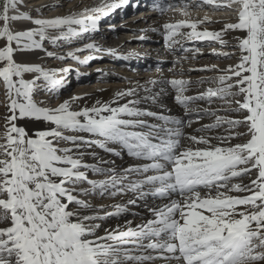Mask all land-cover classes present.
Masks as SVG:
<instances>
[{
	"label": "snow or ice",
	"instance_id": "snow-or-ice-1",
	"mask_svg": "<svg viewBox=\"0 0 264 264\" xmlns=\"http://www.w3.org/2000/svg\"><path fill=\"white\" fill-rule=\"evenodd\" d=\"M128 4L99 0L46 16L63 4L0 0V264H264V0H154L174 54L170 78L157 67L158 79L130 81L90 104L79 95L55 105L38 98L59 94L74 69L22 54L81 65L98 55L129 60L137 54L94 40L101 19ZM196 42L231 62L185 69L205 54L190 47ZM46 43L69 50L58 55ZM193 71L211 75L193 81ZM193 85L201 87L189 95ZM170 92L195 120L141 107ZM202 114L212 122L185 131ZM96 149L136 162L117 169ZM129 193L110 211L88 199ZM147 196L162 201L147 206L150 216L100 233L99 221Z\"/></svg>",
	"mask_w": 264,
	"mask_h": 264
},
{
	"label": "bare ground",
	"instance_id": "bare-ground-1",
	"mask_svg": "<svg viewBox=\"0 0 264 264\" xmlns=\"http://www.w3.org/2000/svg\"><path fill=\"white\" fill-rule=\"evenodd\" d=\"M142 1L143 0H129L127 9L128 8L131 9L130 7L132 6V3L135 2L136 4H141ZM97 2H99V0H52L50 2H46V0H29L28 7L32 8L34 6H39V5H56V4L62 3L63 7H60V8L51 7L45 10L44 15L54 16L57 14L66 13L69 8L77 4L83 7L85 5H92L93 3H97ZM141 14H142L141 12L138 14V18H142ZM33 15H35V13H33ZM200 15H203V12H201ZM116 16L119 17L120 15L116 14ZM132 17L133 16L130 15V17H128L127 19H132ZM113 21L114 20L108 21L106 23V28L115 24L113 26L114 29H111L109 33L106 32L105 37L102 36L101 32H97L94 35V40L98 44L101 45V43H104L106 41L104 39H108L107 45L103 47L112 48V46L115 45L116 49H118L121 52L126 51V53L134 51V50H129V49L134 48L135 46H138L140 48H137L135 51L138 53L141 52L142 54L146 52L147 50L148 57L140 56V58L142 59H137L136 61L134 59L135 57L129 60H124V59H116L109 55H103V58H100V55H98L97 58L91 61L89 64L87 65L80 64L83 70L77 69L80 71H77L78 73L75 74L76 80H72V77L74 76V72L73 71L70 72L67 75V83L65 87L61 89L59 94L55 95V97H52L53 102L55 104L73 95H79L83 97V100L80 102L82 105L84 103L90 104L93 101L98 100V99L107 100L113 95V93L116 90L124 89L128 87L130 81L133 83L139 82L141 85H143L144 82L150 78L158 79L161 76V73L156 71L157 67L162 69L164 76L168 77V69L172 66L171 61L174 58V54L165 46V42L159 30V25L162 23V20L158 16V14L156 13L153 16L146 18V19L135 20L129 23L126 27L119 25L118 23L119 18L116 21L114 22ZM19 24H20V27H23L26 25V22H19ZM103 28H105V26H103ZM123 29L125 30V32L122 31ZM134 36L137 38L133 39ZM141 37H143V39H141ZM202 44H205V45H202ZM74 46H77V45H73V47ZM213 46L214 45H209L207 43H200V42H196L195 44L190 45V47L202 48L205 54L203 56L197 57L196 59L190 62H185L184 63L185 69L189 67L200 68L201 66L205 64H210V63H218L221 65H226L227 63L231 62V61L223 60V59L217 60L215 57L209 55L211 51V47ZM45 48L48 51L56 52L58 55L63 54L69 50V46L67 45L56 48L47 43L45 44ZM87 54H88L87 52H84V53H80L79 55L81 56V58H83V56ZM22 58L25 60L31 61V62L41 63L47 67H56V68L70 66L74 62L71 59L58 60L54 58H49L45 55L43 51H34V52L24 53L22 54ZM150 58L154 60H151ZM156 60H164V61L161 62V61H156ZM55 61L63 62V65H60V66L54 65L53 62ZM134 63H137V64H134ZM91 66L94 71L99 73L98 77H96V75H92L88 73L89 70L90 71L92 70L90 68ZM133 67L134 68L136 67L137 70L140 72V75L142 76L137 78L136 72L138 71L137 70H135L136 72L131 71ZM110 68H114L113 70L115 73L113 72V70H109ZM98 69L100 71H97ZM120 71L123 72V75H117V73ZM102 72H107V74L106 75L102 74ZM187 75L190 76L193 81H195L202 76L211 75V74L199 72V71H193L191 73H188ZM89 77L96 78V82L91 86L89 85V83H87V81H85ZM72 86H75V89L73 91H71L70 89ZM197 86L198 85H193L192 89L190 90L188 94L195 95L197 92L196 91ZM161 87H163L162 84L156 85L154 91L158 92ZM204 87H207V85H205ZM141 95H143V91H141ZM39 98L48 99V97H45V96H41ZM161 104L164 105L163 108L160 107ZM141 107H147L151 111L163 113L165 115H170L177 119L184 120V117H185L186 121L189 119L195 120L196 118L195 112H192L186 115L183 108L179 109V105L174 100V94H172L171 92L168 95L160 96L156 104L141 105ZM147 119L152 120L153 118L147 117ZM153 122L158 123L159 121H153ZM211 122H212V118L210 116L202 114L200 122L194 123L192 128L185 129V131L193 132L196 128H199L201 124H208ZM216 131H221V130L219 129ZM96 151L100 152L99 149H96ZM100 155H103L105 156V158H108V159H114L116 161L117 169L127 167L129 164L136 162V161L135 162L130 161V157L126 154V152H124L121 156H116V157H110L108 156V154L103 153V152H100ZM93 178H97V177H93ZM130 196H131V193L125 195L124 197H117L115 199L109 196H104L102 198L105 201L102 203V205L106 207L107 205L119 202L121 200L124 203H127V200ZM99 197L100 196L97 195V198ZM160 203H162L160 199L154 198L152 196H147L145 197L144 200L138 201L136 205H132L134 208H131V209H134L135 213L131 209H129L130 205H128V211H126V213L123 214L124 216L110 217L106 220L99 221V223H101V229L99 231L101 234H103L104 228L114 227L117 223L123 224L125 220H131L134 223H139L143 217L150 216V213H148L147 211V206H156V205H159ZM158 264H163V262L159 261Z\"/></svg>",
	"mask_w": 264,
	"mask_h": 264
},
{
	"label": "rangeland",
	"instance_id": "rangeland-1",
	"mask_svg": "<svg viewBox=\"0 0 264 264\" xmlns=\"http://www.w3.org/2000/svg\"><path fill=\"white\" fill-rule=\"evenodd\" d=\"M50 1H52V0H46V2H50ZM143 2V1H142ZM147 4V3H146ZM29 5V0L27 1V6ZM148 6V5H147ZM147 10V12H145ZM142 13L141 14V16H142V18H138V14L139 13ZM150 11H149V8H147V7H144V8H141L140 10H134L133 12L131 11V13H130V15L131 16H133L132 17V19H127L128 17H130V15H126V16H124V17H126V18H119V25L120 26H127L129 23H131V22H133V21H135V20H138V19H146V18H149V17H151V16H153L154 14H152V13H149ZM147 13V14H146ZM140 16V17H141ZM144 16V17H143ZM129 20V21H128ZM114 21H116V20H114ZM113 21V22H114ZM108 21H106V22H104V24H100V25H102V27L103 26H105V28H106V23H107ZM123 32H125V30L123 29L122 30ZM137 37H133V39H136ZM105 40H108V39H105ZM101 43V42H100ZM107 43H108V41L106 42H104V43H101L102 44V46H105V45H107ZM202 45H205V44H202ZM54 47H56V48H58V47H60V46H54ZM137 48H140V47H138V46H135L134 48H131V49H129V50H134V51H132V52H134V53H136L137 55L135 56V60L137 61V59H142V58H140V56L141 57H148L147 56V54H148V52H147V50H146V52H144V53H142L141 54V52L140 53H138V52H136L135 50L137 49ZM112 49H116V46L115 45H113L112 46ZM116 50H118V49H116ZM128 50V51H129ZM119 51V50H118ZM127 51V52H128ZM143 51V50H142ZM120 53H126V51H119ZM151 60H154V59H152V58H150ZM147 61V60H146ZM156 61H164V60H156ZM71 62V61H70ZM143 62H145V61H143ZM53 64L54 65H57V66H60V65H63V62H53ZM74 70H73V72H74V76L72 77V80H76V77H75V74L76 73H78L77 71H80V70H77V69H81V70H83L81 67V65L80 64H77L76 62H73L72 63V65H70ZM75 66V67H74ZM83 67H85V66H83ZM76 68V69H75ZM91 69H92V66L90 67ZM114 68H110L109 70H113ZM135 70H137V68L135 67H133L132 68V70L131 71H135ZM138 71V70H137ZM113 72H114V70H113ZM136 72V71H135ZM135 72H134V74H135ZM81 73V72H80ZM88 73H90V74H92V75H96V77H98L99 76V73H97L96 71H94L93 69L90 71L89 70V72ZM115 73V72H114ZM102 74H107V72H102ZM117 75H123V72H118L117 73ZM80 76H81V74H80ZM140 76H142V75H140V72L138 71V72H136V77L138 78V77H140ZM85 81H87V83H89V85L91 86V85H93L95 82H96V78H91V77H89V78H87ZM201 86H197V88H200ZM197 88H196V91H197ZM71 91H73L74 89H75V86H72L71 88ZM196 95V94H195ZM41 96H44V94L43 93H41L40 94V96L39 97H41ZM38 97V98H39ZM47 100V102L48 103H50V104H52V105H55V103L53 102V99L52 98H48V99H46ZM182 107L179 105V109H181ZM184 120L186 121V118L184 117ZM221 131H223V129H220ZM130 161H133V162H135L131 157H130ZM88 199L92 202V203H94V205H95V207L97 208V209H100V207H101V205H102V203L105 201L102 197H99V198H97V195L96 196H94V197H88ZM159 199V198H158ZM99 205V206H97V205ZM111 205V204H110ZM103 206V205H102ZM109 205H107L106 207L104 206V208H105V210H112L111 208H109L108 207ZM130 208L129 209H131V208H134L132 205H130L129 206ZM134 213H135V210L134 209H131ZM126 213V212H125ZM124 213V214H125ZM102 214V213H101ZM136 214H137V212H136ZM122 216H124V215H122Z\"/></svg>",
	"mask_w": 264,
	"mask_h": 264
}]
</instances>
